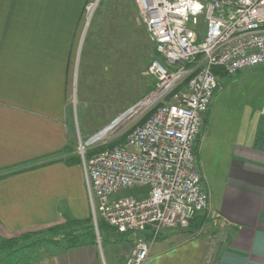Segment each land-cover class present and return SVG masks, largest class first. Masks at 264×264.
Listing matches in <instances>:
<instances>
[{
    "label": "crops",
    "instance_id": "obj_1",
    "mask_svg": "<svg viewBox=\"0 0 264 264\" xmlns=\"http://www.w3.org/2000/svg\"><path fill=\"white\" fill-rule=\"evenodd\" d=\"M92 1L0 0V239L92 217L82 159L74 148L101 128L87 135L84 118L79 125L86 137L76 134L69 105L75 69L83 61L75 47ZM254 71L264 76V66ZM201 137L197 159L211 193V225L193 237L164 228L144 264H264V122L226 147L215 148ZM189 228L197 231L194 223ZM134 236L117 238L128 248L110 253L108 262L99 245H85L41 256L34 248V256L20 264H123Z\"/></svg>",
    "mask_w": 264,
    "mask_h": 264
},
{
    "label": "built area",
    "instance_id": "obj_2",
    "mask_svg": "<svg viewBox=\"0 0 264 264\" xmlns=\"http://www.w3.org/2000/svg\"><path fill=\"white\" fill-rule=\"evenodd\" d=\"M132 1L155 50L149 66L154 87L95 136L113 125L111 131L79 142L77 151L93 225L97 208L117 233L136 234L123 264H144L161 230L189 235L190 220L210 209L195 139L220 86L215 70L233 76L264 66V0ZM95 5L88 3L85 13ZM120 135H126L123 144L85 159L87 146ZM143 186L144 196L118 195ZM95 231L98 237L96 225Z\"/></svg>",
    "mask_w": 264,
    "mask_h": 264
},
{
    "label": "rangeland",
    "instance_id": "obj_3",
    "mask_svg": "<svg viewBox=\"0 0 264 264\" xmlns=\"http://www.w3.org/2000/svg\"><path fill=\"white\" fill-rule=\"evenodd\" d=\"M85 25L87 27L81 45L75 47V54L79 51L78 59L83 56V61L80 67L75 69L74 87L69 104L72 108L71 119L75 132L79 135L81 133L84 137L86 136L83 135L79 125L84 123V118L87 135L100 128L103 129L102 127L108 125L112 119L144 96L154 83L149 73V66L154 58L153 46L132 0H96L92 13H85ZM78 59L76 60L74 55L73 64L75 62V65L79 66ZM259 68L239 72L233 76L219 77L220 86L217 93L215 92L217 97L208 116L206 138L203 139L205 114L203 128L196 139L202 136L204 143H212L215 148L219 145L226 147L232 142L239 141L240 138H248L255 128L264 122V113H260V110L264 109V76H259L257 75L259 73L254 71ZM254 107L256 110L253 109ZM111 109H115V112L111 113ZM261 115L263 120H260ZM121 136L123 135L119 137ZM119 137L111 138L108 142H113ZM122 140L123 138H120V142ZM77 142L74 148L76 151L79 145ZM99 145L101 144L97 142L87 146L86 149ZM197 156L196 151L197 165L203 171ZM147 191V186L135 187L122 191L120 195L141 197L146 195ZM209 211L211 212V208L202 214L203 219L197 226V231L189 232V235L198 234L200 230L205 233L208 231L212 221ZM96 216L97 222L99 221L97 238L100 244L96 242L95 246L99 245L101 258L104 257L108 262L110 253L122 252L128 247L119 246L113 234L114 230L99 217L98 213ZM88 219L90 220L87 224L79 227L70 225L73 220L64 219L54 225L5 238L18 239L19 241L13 246L18 251L13 252V249L1 251L0 264L24 262L34 256L36 253L34 248H40V251L37 250L40 256L44 253L60 252L67 245L64 241L66 232H73L76 235L82 233L84 237L80 242H87L88 237L85 234L90 229H93V234L96 235L92 217ZM55 225L64 228L58 233L48 230ZM26 234H30L29 237L22 238ZM189 235L186 234L185 237ZM112 256L115 257V253Z\"/></svg>",
    "mask_w": 264,
    "mask_h": 264
},
{
    "label": "trees",
    "instance_id": "obj_4",
    "mask_svg": "<svg viewBox=\"0 0 264 264\" xmlns=\"http://www.w3.org/2000/svg\"><path fill=\"white\" fill-rule=\"evenodd\" d=\"M112 41V40H111ZM152 44V43H151ZM153 46V45H152ZM152 51H153V57H155V50H154V48L152 47ZM215 73H219L220 74V76H226V75H224V74H222V73H220L219 72V70L217 69V70H215ZM154 84H155V81H154V83H153V85H152V87H151V89L154 87ZM150 89V90H151ZM149 90V91H150ZM125 136L126 135H123V136H121V137H119V139H117V140H114L113 142H108L106 145L105 144H103V145H99V146H97V147H95V148H92V149H89L90 151H89V153H87V151L88 150H86V152H85V157H86V155L87 154H89V155H93V154H95V153H98V152H101V151H103V150H105V149H107V148H112V147H114V146H116L117 144H123L124 142H125ZM120 138H123V140L120 142ZM197 142H198V139H195V143H194V147H193V151H194V153L196 154V151H197V148H198V146H196V144H197ZM91 150H93V151H91ZM91 153V154H90ZM193 219V218H192ZM190 220V222L191 223H194L195 224V226L197 227V226H199L200 225V222H202V219H203V216L202 215H195V217H194V219L193 220ZM89 220L90 219H87V220H85V221H76V220H73L72 222H70V225L71 226H77V227H79V226H81V225H84V224H87L88 222H89ZM98 224H99V221L97 222ZM190 223V224H191ZM106 226V225H105ZM97 227H98V225H97ZM64 228V226H61V225H55V226H53V227H51V228H49L48 230L49 231H52V232H54V233H58L60 230H62ZM99 228V227H98ZM98 228H97V230H98ZM93 229H90L89 231H88V233H86L85 235H87V239H88V241L87 242H80V240H81V238H83L84 236V234H74L73 232H66L65 233V238H64V241H65V243H67V245H66V247L64 248V250H68V249H74V248H76V247H81V246H85V245H95V243L97 242L96 241V239H97V236L95 235V234H93V231H92ZM114 230V229H113ZM99 231V230H98ZM113 234L115 235L114 237H116V238H121V237H123V234L124 233H117L115 230L113 231ZM29 235L30 234H26V235H24L22 238H26V237H29ZM96 236V237H95ZM19 240L18 239H5V238H2V239H0V252L1 251H3L4 249H13V252H16V251H18V250H16V249H14L13 248V246H15V244L18 242ZM53 243V242H52ZM54 244V243H53ZM97 244V243H96ZM13 255H14V253H12ZM21 263V261H19V262H17V263H14V264H20Z\"/></svg>",
    "mask_w": 264,
    "mask_h": 264
},
{
    "label": "bare ground",
    "instance_id": "obj_5",
    "mask_svg": "<svg viewBox=\"0 0 264 264\" xmlns=\"http://www.w3.org/2000/svg\"><path fill=\"white\" fill-rule=\"evenodd\" d=\"M126 115V114H125ZM124 116V115H123ZM123 117H121L120 119H122ZM113 128V125L112 126H110V127H108V128H106L104 131H102L100 134H98L97 136H95V137H93V141L94 140H97V139H100V138H102L106 133H108L109 131H111V129ZM94 212H95V216H96V213H98V215H99V217H100V211L97 209V208H95V210H94ZM96 227H97V216H96ZM96 236H97V234H96Z\"/></svg>",
    "mask_w": 264,
    "mask_h": 264
},
{
    "label": "water",
    "instance_id": "obj_6",
    "mask_svg": "<svg viewBox=\"0 0 264 264\" xmlns=\"http://www.w3.org/2000/svg\"><path fill=\"white\" fill-rule=\"evenodd\" d=\"M96 134H94V136H95Z\"/></svg>",
    "mask_w": 264,
    "mask_h": 264
}]
</instances>
